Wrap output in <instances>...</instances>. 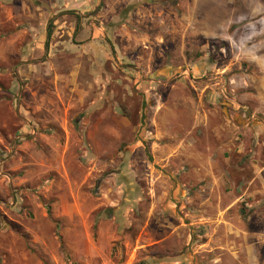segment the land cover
<instances>
[{"label": "rangeland", "instance_id": "1", "mask_svg": "<svg viewBox=\"0 0 264 264\" xmlns=\"http://www.w3.org/2000/svg\"><path fill=\"white\" fill-rule=\"evenodd\" d=\"M27 1L0 7V246L12 217L31 264H263L228 204L264 166V0Z\"/></svg>", "mask_w": 264, "mask_h": 264}, {"label": "crops", "instance_id": "2", "mask_svg": "<svg viewBox=\"0 0 264 264\" xmlns=\"http://www.w3.org/2000/svg\"><path fill=\"white\" fill-rule=\"evenodd\" d=\"M17 1L18 0H0V7L2 5L3 10L5 12L8 11L9 15H19L20 13L16 14V10L15 11L13 10V7L15 8L17 6V4H16ZM20 1H21V3H23L24 0H20ZM29 1H31L29 6H28V1H27V4H23V5L21 4L22 6H20V9L18 11H20V12H22L28 16L35 14V13H38L39 15H47L48 17L51 16V18L53 17L52 20H54V22H57L59 14H61L60 17L61 16L64 17L65 15H68L69 13H71V15H72V13H74V16L77 17L76 14H79L77 9H75L76 7H74L73 0H63L62 4H64V6L60 5V9H56L54 7L55 4H51L49 7L47 5L41 4V9H40L37 4L33 3L36 0H29ZM60 1H62V0H60ZM53 7H54V9H56V11H52L51 8H53ZM39 11H40V13H39ZM61 12H64V13H61ZM24 25H25L24 27L27 29L33 28L29 24H24ZM57 28H59V26ZM74 29H75V24L74 23L72 24L70 22L67 25L66 31L73 32ZM81 42H83V40H81ZM17 69L19 70L22 68H17ZM18 72H20V74L19 73L15 74V71H13L12 73L15 74V77L16 76L17 77L18 76H27L26 73H24V72L21 73V70ZM24 128H25V126L22 127V129H24ZM42 136H45V134L42 133L41 137ZM263 169H264V166L260 167L258 169V172H260L259 176L263 177V179H264V176L261 174ZM259 176H258V174H255L250 179L245 181L246 183L244 184V186H242L243 188L240 190L238 189L239 185L238 186H232V189H233V187L234 188L237 187V189L240 192L236 191V192H238V194H236V196H234L233 200L228 204V208L233 206V204L235 202L243 199L244 196H245V198H247L246 204H247V206H249V208H248L247 216L245 215L244 218L252 220L249 223H252L250 225L252 226L251 229H253V230H246V233L252 237L256 236L254 239H256L257 241L261 240V244H263V242H264V230H262L263 229L262 227L264 226V180H262V181L260 180V183L256 188L251 186V183L254 182L255 178H257ZM220 221L224 222L225 219L222 218ZM253 223L256 224V227L258 229H256V230L254 229ZM14 224H20V223L12 217L9 218V221L4 222V225H6L8 228V230L4 233V238H6L8 240V243H6V244L3 243L0 246V252H1L0 256L2 255V258H3L1 260V264H31L29 262V260H27V252H18L17 253L15 251H13L12 247L10 246V243H9L10 241H14V239H16L18 237L20 239L22 237V235L17 233L15 231V228H13L12 225H14ZM263 246H264V244H263ZM34 253H36V252H34Z\"/></svg>", "mask_w": 264, "mask_h": 264}, {"label": "trees", "instance_id": "3", "mask_svg": "<svg viewBox=\"0 0 264 264\" xmlns=\"http://www.w3.org/2000/svg\"><path fill=\"white\" fill-rule=\"evenodd\" d=\"M49 36H50V32H49V28H48V29L46 30V40L44 41V47L47 46V41H48V39H49ZM47 211H48V213H49L48 208H47Z\"/></svg>", "mask_w": 264, "mask_h": 264}]
</instances>
